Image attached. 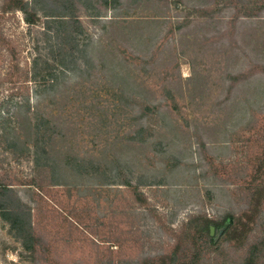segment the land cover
Masks as SVG:
<instances>
[{"label":"rangeland","instance_id":"obj_1","mask_svg":"<svg viewBox=\"0 0 264 264\" xmlns=\"http://www.w3.org/2000/svg\"><path fill=\"white\" fill-rule=\"evenodd\" d=\"M34 1L0 0V142L16 154L43 27L16 9ZM73 2L78 53L34 99L60 185H17L28 169L0 157L34 225L22 242L0 210V264H264V0ZM227 215L241 227L207 246Z\"/></svg>","mask_w":264,"mask_h":264},{"label":"trees","instance_id":"obj_2","mask_svg":"<svg viewBox=\"0 0 264 264\" xmlns=\"http://www.w3.org/2000/svg\"><path fill=\"white\" fill-rule=\"evenodd\" d=\"M16 10L23 12L24 20L29 26L35 25L36 19L42 21L43 25L40 32L42 44L37 42L35 45L32 61L24 68L22 75L23 88L20 105H22L26 118L30 122L34 138L33 142L25 144L23 150H19L18 154L13 152L15 149L10 142L3 140L0 145L5 144L6 148L3 149L7 151L0 157L6 156L7 160L19 157V163L28 169L27 173H30L27 174L30 179L28 184H25L24 178H20L17 185L29 186L34 189L42 188L39 179L42 176L49 178L48 175H50L52 182L49 185L58 186L60 185L57 182L60 177L58 175L59 167L52 157V140L56 127L49 118L40 112L37 106H34V99L42 97L44 93L55 88L58 75H64L65 71L70 69L66 64L67 60L73 62L72 56L78 53L77 38L73 35L74 31L71 30L74 25L79 23L76 7L73 0H35L33 6L26 4L23 7L19 6ZM55 41L58 46L57 55L53 51ZM70 161H72L71 168L79 167L80 171H85L88 164L91 165L90 161L77 158H72ZM2 177L3 179L0 181V210L4 211L16 238L24 242L28 238L27 236L32 237L34 228L32 209L21 202V198L14 188L16 185L10 180L9 173L6 172ZM119 179L121 180V178ZM124 179L115 180L112 182L114 184L108 185L126 188L139 186V184L135 185L130 178ZM260 192L263 193L264 190L261 189ZM240 223L242 222L235 217L227 215L222 218L220 224H213L212 226L215 227L216 236L220 233L223 240L230 241L232 232L237 233L241 227ZM235 224L240 226H235ZM240 233L242 235L243 231ZM206 238L207 246L216 244L215 237L211 236V233Z\"/></svg>","mask_w":264,"mask_h":264},{"label":"water","instance_id":"obj_3","mask_svg":"<svg viewBox=\"0 0 264 264\" xmlns=\"http://www.w3.org/2000/svg\"><path fill=\"white\" fill-rule=\"evenodd\" d=\"M215 228H211V236L214 235Z\"/></svg>","mask_w":264,"mask_h":264}]
</instances>
